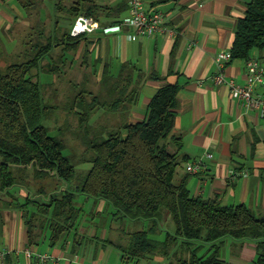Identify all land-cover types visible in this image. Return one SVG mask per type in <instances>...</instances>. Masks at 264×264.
<instances>
[{"label": "trees", "instance_id": "1", "mask_svg": "<svg viewBox=\"0 0 264 264\" xmlns=\"http://www.w3.org/2000/svg\"><path fill=\"white\" fill-rule=\"evenodd\" d=\"M126 7L125 1L102 6L94 0H74L69 6L57 0L53 6L55 12L62 11L71 19L83 12L97 20L104 17L108 23L117 22ZM59 28L55 25L44 42L39 32L26 59L0 69V202L23 211L26 244L38 245L45 231L49 246L69 244L70 253L80 244L94 241L96 235L90 237L79 230L85 212L76 196L82 194L92 198L93 205L98 199L111 205L114 217L119 214L147 222L145 228L128 232L126 244L107 237L94 241L96 246L115 248L120 264H141L154 257H160L163 264H229L222 257L227 238L255 240L253 263L264 264V212L258 215L244 203L222 204L217 196L193 195L184 180L175 179L177 166L184 160L181 136L170 135L177 83L156 89L143 119L94 130L90 125L93 113L124 114L137 98L132 69L123 64L114 77L107 73L105 63L100 83L107 87V94L101 97L82 86L67 107L77 115L80 129L76 135L84 150L80 158L63 152L67 147L64 128L51 135L41 122L56 106L44 101L38 71L57 72L63 53L57 57L58 63L51 60L43 65L41 60L61 42L66 45L63 50L75 48L83 35L71 36L64 29L58 36ZM254 50H264V0L246 2L237 21L230 61L246 60ZM81 161L90 166L74 190L64 188L47 194L56 180L75 179V164ZM29 178L33 180L32 192L27 188ZM15 185L26 187L24 199L3 200L2 195ZM38 194L46 197L39 200ZM87 213L96 215L93 210ZM166 218L173 223L172 231L164 229ZM161 232L162 238L155 237ZM4 264L11 263L7 260Z\"/></svg>", "mask_w": 264, "mask_h": 264}, {"label": "crops", "instance_id": "2", "mask_svg": "<svg viewBox=\"0 0 264 264\" xmlns=\"http://www.w3.org/2000/svg\"><path fill=\"white\" fill-rule=\"evenodd\" d=\"M40 1L0 0V28L3 30L10 25V38H13L19 24L27 26L28 17L35 9L31 10V7ZM56 1L51 0L54 12ZM72 1L62 0L66 6ZM121 1L127 2L94 0L102 6H112ZM247 1L144 0L146 8L154 7L163 13L165 31L132 39L127 38L128 29L124 26L118 32H105L104 28L114 26L127 14L126 7L117 22L108 23L104 17L100 20L94 18L98 27L83 35L81 39L84 40L80 39L75 48L63 50L66 45L62 42L57 46H60L58 56L73 51L77 58L82 51V60L86 63V56L89 57L93 51L96 52L95 60L102 58L105 39L109 50L121 59L118 64L105 62L107 73L115 77L121 66L127 64L135 79L136 100L126 113L116 114L117 118L122 117L127 122L145 117L146 106L160 85L177 83V103L170 135L181 136L184 160L177 166L175 179L184 180L193 195L217 196L221 203L229 205L244 203L259 215L264 212V112L234 98L226 84L213 80L218 71L215 55L221 50H230L238 18L243 16ZM72 20L62 15L54 19L52 30L55 25L69 30ZM37 27L42 29L40 23ZM28 28H33V25L29 23ZM39 32L44 42L49 34L44 36L39 30L38 36ZM3 53L5 49L1 45L0 54ZM251 56L264 64V50L252 51ZM105 63L100 64L99 74L94 68L97 78H100ZM244 70L245 60L233 59L225 65L224 74L243 83ZM189 161H201V170L188 173L185 164ZM234 172L237 173L235 176ZM23 189L21 186L13 188L4 193L2 199L14 201L21 195L25 196L27 192ZM3 214L8 220L0 240V251H5L0 260L2 264L7 260L11 264H30L31 259L25 254V249L50 253L54 264H108L111 261L115 264L117 257L120 260L119 252L111 250L113 247L96 246L98 244L90 240L80 244L73 253L69 251V244L42 246V250L39 245L28 246L22 220L12 219L9 210H3ZM253 255V243L229 245L228 261L233 264H253ZM157 261L163 264L160 257L144 260L141 264Z\"/></svg>", "mask_w": 264, "mask_h": 264}, {"label": "rangeland", "instance_id": "3", "mask_svg": "<svg viewBox=\"0 0 264 264\" xmlns=\"http://www.w3.org/2000/svg\"><path fill=\"white\" fill-rule=\"evenodd\" d=\"M33 12L28 17V24L27 26L19 24L15 29L16 33L13 38H10L11 28L10 25L3 30L0 28V46L2 45L5 49V53L0 54V69L3 70L4 66L10 62H19L26 59L31 54V47L30 42H34L38 39L37 32L41 30L44 36H47L52 31V23L54 19L61 18L62 15H66L62 11L54 12L52 10V2L51 0H41L38 5L35 7ZM30 11V10H29ZM24 12V11H23ZM27 13V12H25ZM56 15L58 17H56ZM40 21V22H39ZM29 23L33 25V28H28ZM39 23L42 25V29H39L37 26ZM14 27V26H12ZM63 26L58 29L56 32L58 36H60L61 32L63 31ZM17 34V35H16ZM27 34V35H26ZM31 40V41H29ZM84 40V39H81ZM103 47V56L99 60H95L96 52H91L89 57L86 56V63L82 60L81 52L78 57H75V53L73 51H69L64 53V60L63 63H58L57 57L60 53V46L54 48L49 55H46L43 60H41L43 65L46 63H50L54 60L57 61L59 65V69L57 72H46V71H38V80L41 83V89L43 90L44 101L47 103L56 106L52 113L42 119V124L49 127V133L51 135L57 134L59 127H63L64 129V137L67 143L66 149L63 151L65 154H72L76 158H80L84 147L81 143L79 137L76 133L79 131V123L77 115L73 112V110L67 109L68 103H70L72 97L78 92L82 86L86 87L93 91V93L99 94L101 97H104V94H107V87L100 83V78H97V75L94 72V68L96 72L99 74V66L102 63L112 61L114 64L119 63V59L114 56L112 50H109L108 45L105 39L102 42ZM259 51V50H254ZM82 60V61H81ZM121 60V59H120ZM260 60V59H259ZM51 62V63H52ZM36 69H33L32 72H36ZM101 77V75H100ZM87 100H90L88 95H85ZM115 116V112H108L103 110H98L97 112L93 113L90 117V125L91 129H102L106 126V128H115L119 127L123 122H125L124 118ZM90 163L86 161H81L75 164L76 169V176L75 179L66 182L56 180V184L50 190H48L47 194L50 192L58 193L60 189L68 188V189H75V186L78 184V178L82 177L85 171L89 168ZM29 185L28 189L32 192L33 190V180L29 178ZM40 183L43 184L41 181ZM39 185V184H37ZM26 190L25 186H21ZM13 188H20V186L15 185L11 187L10 190ZM23 189V190H24ZM28 193V191L26 190ZM35 196V194H31ZM46 195L38 194L39 200H44ZM18 199L20 201L24 199V195H21ZM97 202L93 205L92 198H87L82 194H78L76 196V202L78 205L82 206L84 209L85 215L81 218L82 224L79 228L80 232L85 230L86 234L90 237L96 235L98 239H102L103 237H107L112 239L115 242H119L121 244H126L129 239L128 232L133 230H138L145 228L147 225L146 221H133L128 218H121L119 214L112 215L114 209L111 205L107 204L104 200L98 199ZM15 202V201H13ZM1 203V202H0ZM223 204V203H222ZM3 210H9L12 213V219H21L23 222L22 210L19 209L16 205H11L8 207L2 206L0 204V240L2 236V231L4 226H7L6 221L8 218L5 216L3 217ZM93 210L96 212L95 216L89 215L87 212ZM16 215V216H15ZM165 223H163L164 229L172 231L173 230V223L169 218H166ZM163 221V222H164ZM84 222V223H83ZM82 227V228H81ZM164 232V231H163ZM163 232L158 235H155L157 238L163 237ZM47 231H45V238L40 240L38 244L40 249L42 250V246L46 247L49 246L46 241ZM264 237V235H263ZM1 242V241H0ZM244 242L253 243L254 244V255L253 259L256 255V241L251 239H242L236 240L227 238L225 247L223 248L222 257L228 261L229 256V245H236L242 244ZM59 245V244H58ZM113 252H117L114 248H111ZM113 259V256L111 260ZM110 260V261H111ZM115 260V259H114ZM112 262V261H111ZM109 262L108 264H111ZM115 264H120V260L117 257L114 261ZM229 264H233L228 261ZM63 264V263H60ZM74 264V263H72ZM131 264V263H130ZM254 264V263H253Z\"/></svg>", "mask_w": 264, "mask_h": 264}, {"label": "built area", "instance_id": "4", "mask_svg": "<svg viewBox=\"0 0 264 264\" xmlns=\"http://www.w3.org/2000/svg\"><path fill=\"white\" fill-rule=\"evenodd\" d=\"M127 27L128 39L149 37L155 33L166 30L163 13L154 7H145L144 0H127V14L114 26L106 27L105 32H118L122 27ZM98 27V22L91 16L77 14L69 27L71 36H81L93 32ZM168 31H172L169 29ZM230 50H221L215 55L217 73L213 80L226 84L231 95L244 101L247 105L264 112V64L255 56L245 60L244 82L239 83L232 77L224 74V67L230 61ZM210 156V153H206ZM202 168L201 161H189L185 164L188 173H197ZM237 173L234 172L235 176ZM25 254L30 257V264H54V257L46 251H32L25 249ZM5 251H0V260ZM153 264H161L155 262Z\"/></svg>", "mask_w": 264, "mask_h": 264}]
</instances>
